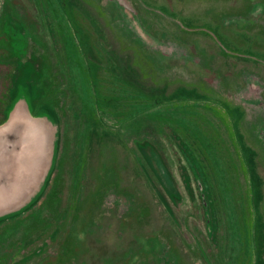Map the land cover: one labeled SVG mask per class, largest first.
I'll return each mask as SVG.
<instances>
[{
    "label": "rangeland",
    "instance_id": "rangeland-1",
    "mask_svg": "<svg viewBox=\"0 0 264 264\" xmlns=\"http://www.w3.org/2000/svg\"><path fill=\"white\" fill-rule=\"evenodd\" d=\"M67 1L0 0V264H233L227 195L264 264V0Z\"/></svg>",
    "mask_w": 264,
    "mask_h": 264
},
{
    "label": "trees",
    "instance_id": "trees-1",
    "mask_svg": "<svg viewBox=\"0 0 264 264\" xmlns=\"http://www.w3.org/2000/svg\"><path fill=\"white\" fill-rule=\"evenodd\" d=\"M48 5H49V14L51 11L53 13H56L57 15L55 18H57V24L60 25L61 29L64 32V39L63 41L71 42L70 45H73L72 47L78 48V40L75 39L74 35H77L78 28L75 26L73 23L72 17L70 16V7L68 6V12L67 17H65V8L64 5L67 6L68 2L67 0H48ZM71 17V18H70ZM67 31V32H66ZM71 38V39H70ZM69 39V40H68ZM123 84V83H122ZM126 94L123 97H128L132 98L133 103H132V114H131V119H136V118H141V117H148L150 118V115L153 114V112L158 109L160 106H165L164 103H160L159 100L150 97L149 95L140 92L139 94L135 93L132 94V92H127L125 91ZM124 92V93H125ZM131 93V94H130ZM106 102H108V99H106ZM180 105V104H179ZM135 109V110H133ZM164 114L166 115V111H164ZM251 182V181H250ZM250 184V183H249ZM226 203L231 205L229 206L228 209V219L231 218V223L228 225V235H227V247H228V256L230 258L231 263L236 264V257H238V254L240 253L241 246L242 247V252H245L247 254H251L252 256L257 257L258 254V228H257V217L251 218V222L248 224L247 222L249 221L246 218V210L244 208V205L240 206H235V198L232 195H227L225 197ZM237 205V204H236ZM233 206V208H231ZM238 209H240L241 214L238 217ZM251 211L254 213L253 208ZM240 218V219H239ZM248 220V221H247ZM241 224V226L238 224ZM240 238L245 239L247 242L245 244L240 243ZM250 264H256L254 262H251Z\"/></svg>",
    "mask_w": 264,
    "mask_h": 264
},
{
    "label": "clouds",
    "instance_id": "clouds-1",
    "mask_svg": "<svg viewBox=\"0 0 264 264\" xmlns=\"http://www.w3.org/2000/svg\"><path fill=\"white\" fill-rule=\"evenodd\" d=\"M79 239H84V235H83V233H81V234H79V237H78Z\"/></svg>",
    "mask_w": 264,
    "mask_h": 264
}]
</instances>
